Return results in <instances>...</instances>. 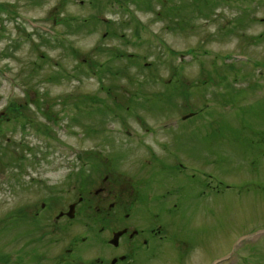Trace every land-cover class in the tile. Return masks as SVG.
<instances>
[{"label": "rangeland", "instance_id": "rangeland-1", "mask_svg": "<svg viewBox=\"0 0 264 264\" xmlns=\"http://www.w3.org/2000/svg\"><path fill=\"white\" fill-rule=\"evenodd\" d=\"M107 1L97 0L101 4ZM183 1L182 17L187 28L178 22L181 17H160L157 8L140 12L144 25L136 27L137 22L131 19L134 4L131 10L109 5L100 11L92 0H68L59 10L61 0H0L3 9L15 10L0 11V114H5L0 116L4 119L0 142L15 154L26 156L23 169L19 168L21 163L11 168L2 167L0 161V255L12 254L9 264H16L14 258L20 259L19 264L58 263V256L67 252L70 242L86 227L82 224L84 211L79 213V220L70 223L66 219L57 221L56 216L76 199L72 172L83 162L78 156L88 152L110 155L106 160L130 170L126 176L129 182L128 175L137 183L142 179L141 194L151 195V205L162 218L168 204L179 202L174 216L164 221L168 226L163 231L169 228L168 239L184 238L189 249L180 250L181 256L177 248L163 243L158 253H142L137 264H264V99L246 110L241 106L230 109L221 98L210 101L212 110H198L186 121L175 122L170 133L171 149L190 171L181 179L177 169L147 164L149 158L144 153L150 154L147 147L154 145V136H137L144 129L137 118L124 115L126 121L122 122L112 114V110H129L132 94L142 89L148 90L140 92V103H131V108L133 112L145 110L144 116L153 127L159 119L200 109L204 95L209 97L212 89L204 81L211 84L222 71L223 58L234 54L246 53L252 58L247 64L238 61L236 67L247 75L242 79L245 87H253L250 92L263 90L259 95L264 96V47L254 45L252 39L264 31V0L257 12L251 3L254 9L249 13L236 7L234 0H225L224 6L212 13L198 11L207 9L208 1ZM179 2L174 0L172 6L177 7ZM192 11L200 17L193 18ZM240 14H245L243 30L228 25ZM81 18L85 25L80 23ZM251 18L255 21L250 25ZM72 49L79 51L78 57ZM113 49L126 54L112 63L115 71L122 70L116 77L98 67ZM190 49L196 54L188 55ZM128 54L145 66L151 64V68L133 63ZM181 54L185 58L179 60ZM253 58L263 65L254 66ZM141 77L148 82L141 83ZM167 84L173 90H178L177 84L184 85L185 91L178 90L177 96L169 89L161 91ZM108 86L118 95L109 96ZM223 87L220 84L217 90ZM89 95L101 101L103 110H90L93 103ZM236 98L248 108L246 96ZM37 99L40 110L50 111L49 119L38 111ZM12 101L29 104L22 110H30V123L25 115L24 125L6 120L11 117L7 107ZM116 104L121 107L115 108ZM38 124L52 126L50 134L38 132ZM126 130L133 133L132 139ZM181 132L184 135H179ZM172 162L178 164V160ZM92 169L88 162L86 172L95 176ZM207 171L224 183L219 184L218 193L199 195L200 179L204 178L201 174ZM165 178L171 180L163 181ZM45 200L49 206L42 209ZM24 209V215L35 213L36 219L20 216L8 223L11 214ZM40 227L48 234L39 240L43 234ZM81 234L86 233L83 230ZM100 236L105 238L106 233ZM92 248L83 244L76 256L63 258L67 263L82 264L84 260L78 256L84 254L83 258L93 260L95 254L89 252ZM30 249L36 250L38 263L35 258L25 261L28 255L23 253Z\"/></svg>", "mask_w": 264, "mask_h": 264}, {"label": "flooded vegetation", "instance_id": "flooded-vegetation-1", "mask_svg": "<svg viewBox=\"0 0 264 264\" xmlns=\"http://www.w3.org/2000/svg\"><path fill=\"white\" fill-rule=\"evenodd\" d=\"M96 197V210L100 216L94 223H102L99 231H106L110 238L100 244L102 250L95 264H135L141 254L149 249L162 247L166 236H157L159 232L153 224H142L135 214L139 199L130 182L122 174L111 172L101 179ZM98 180V183L99 181ZM93 199V198H92ZM83 199L80 200L82 203ZM126 229L116 243L111 238L119 230ZM178 244L186 247L185 241ZM106 248V249H105ZM111 250L110 252H107Z\"/></svg>", "mask_w": 264, "mask_h": 264}, {"label": "trees", "instance_id": "trees-1", "mask_svg": "<svg viewBox=\"0 0 264 264\" xmlns=\"http://www.w3.org/2000/svg\"><path fill=\"white\" fill-rule=\"evenodd\" d=\"M137 6L141 7L142 4L146 3L150 6H153V4L155 2H159L162 4V10L163 11H169V9L167 8V3L169 2V0H133ZM203 1V0H201ZM206 1V0H205ZM149 9V8H148ZM16 108V107H15ZM8 149L5 148V146H3L2 144H0V155L3 154V152H6ZM1 158V156H0ZM0 259H1V255H0Z\"/></svg>", "mask_w": 264, "mask_h": 264}, {"label": "water", "instance_id": "water-1", "mask_svg": "<svg viewBox=\"0 0 264 264\" xmlns=\"http://www.w3.org/2000/svg\"><path fill=\"white\" fill-rule=\"evenodd\" d=\"M72 212H73V207H71V211H70V213H72ZM70 213H69V214H70Z\"/></svg>", "mask_w": 264, "mask_h": 264}]
</instances>
